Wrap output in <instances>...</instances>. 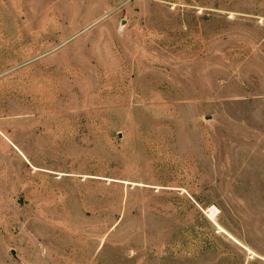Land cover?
Returning <instances> with one entry per match:
<instances>
[{
    "label": "rangeland",
    "instance_id": "rangeland-1",
    "mask_svg": "<svg viewBox=\"0 0 264 264\" xmlns=\"http://www.w3.org/2000/svg\"><path fill=\"white\" fill-rule=\"evenodd\" d=\"M41 99L58 203L0 264H264V0H0V117Z\"/></svg>",
    "mask_w": 264,
    "mask_h": 264
},
{
    "label": "crops",
    "instance_id": "crops-1",
    "mask_svg": "<svg viewBox=\"0 0 264 264\" xmlns=\"http://www.w3.org/2000/svg\"><path fill=\"white\" fill-rule=\"evenodd\" d=\"M25 102L29 107L40 109H28L13 118L0 117V243H4L2 250L15 251L18 257L28 252L32 245V238L26 236L29 228L26 222L33 217L31 204L58 203V196L55 199L50 187L59 186L58 179L49 180L46 101L44 104L42 99ZM56 169L51 172L58 177L59 171ZM21 195H24L23 207L18 205ZM46 217L50 216L47 214ZM18 218H23L25 222L19 227L21 237L13 238L17 232L15 223Z\"/></svg>",
    "mask_w": 264,
    "mask_h": 264
},
{
    "label": "built area",
    "instance_id": "built-area-1",
    "mask_svg": "<svg viewBox=\"0 0 264 264\" xmlns=\"http://www.w3.org/2000/svg\"><path fill=\"white\" fill-rule=\"evenodd\" d=\"M210 210L212 211V210H213V207H212V208H210Z\"/></svg>",
    "mask_w": 264,
    "mask_h": 264
}]
</instances>
